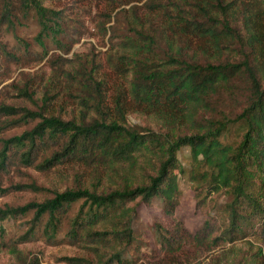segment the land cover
<instances>
[{"label": "trees", "instance_id": "1", "mask_svg": "<svg viewBox=\"0 0 264 264\" xmlns=\"http://www.w3.org/2000/svg\"><path fill=\"white\" fill-rule=\"evenodd\" d=\"M16 1L22 13L31 7L40 16L45 11L40 0ZM14 6L1 1V25L13 27ZM146 6L147 19L129 21L114 37L107 61L127 84L113 99L102 91L104 77L80 64L70 77L79 90L68 118L56 114L47 93L35 111L0 104V114L18 116L1 121L0 129L38 119L20 135L0 139L1 171L14 160L40 170L69 163L88 168L90 177L44 200L0 208L2 218L30 211L25 235L43 222L42 234L52 239L69 206L81 200L65 237L72 245L103 247L106 255L96 254L98 264H137L135 252L148 244L133 221L138 206L155 198L160 214L150 231L166 254L189 241L217 245L252 229L264 234V0H148ZM240 97V108L228 107ZM132 114L148 125L131 124ZM232 123L240 127L238 141L226 139ZM184 147L188 169L178 158ZM179 173L193 182L199 203L202 196L227 191L224 229L210 220L194 235L184 228L175 216ZM82 177L83 172L77 179ZM67 260L95 264L85 257Z\"/></svg>", "mask_w": 264, "mask_h": 264}, {"label": "rangeland", "instance_id": "2", "mask_svg": "<svg viewBox=\"0 0 264 264\" xmlns=\"http://www.w3.org/2000/svg\"><path fill=\"white\" fill-rule=\"evenodd\" d=\"M11 1L15 5L14 25L0 24V104L35 111L41 104L40 98L47 93L54 97L52 106L56 114L68 118L66 113L72 108L79 90L76 80L72 81L70 77L77 76L74 69L80 64L104 77L102 91L105 97L113 99L119 86H126L127 79L112 72L107 57L115 51L114 37L122 34L129 21L147 19L148 0H40L45 10L42 16L33 7L22 13L17 1ZM221 98L224 102L229 99L227 93H223ZM241 103L240 97L238 102L229 103L228 107L235 110V107H241ZM60 104L62 108H59ZM17 117L0 114V122ZM37 121L21 122L19 126L7 125L0 129V139L20 135ZM129 121L140 127L148 125L147 120L134 114L129 116ZM240 134L239 125L232 123L226 139L238 141ZM189 153L187 147L178 152L185 169L190 167ZM82 172L84 177L78 180L77 176ZM88 173V168L69 163L40 170L14 160L8 170H0V208L19 207L52 197L56 190L89 181ZM178 179L181 198L175 216L184 228L194 235L210 220L219 229H224L227 219L222 210L227 191L202 196L199 203L194 184L187 174L179 173ZM30 183L42 187V190L24 188L23 185ZM19 184L22 189H15ZM81 202L79 200L69 206L52 239L42 234L43 222L40 227L38 225L40 229L36 227L33 234L25 235L31 225L30 211L22 216L5 218L0 213V264H71L67 260L69 257H85L98 264L96 254L106 255L103 247L94 250L87 242L72 245L65 237L69 221ZM160 206L161 201L157 198L150 205L141 203L138 206L133 227L139 230L138 233L142 234L140 239L143 238L148 245L135 252L137 264H236L240 259L254 264L257 260L264 261V234L259 229L248 230L242 238L217 245L208 241H189L164 253V248L156 246L150 231V225L160 214Z\"/></svg>", "mask_w": 264, "mask_h": 264}]
</instances>
